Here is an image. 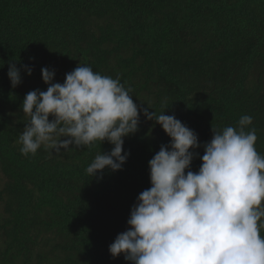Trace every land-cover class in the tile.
<instances>
[{
    "label": "trees",
    "instance_id": "1",
    "mask_svg": "<svg viewBox=\"0 0 264 264\" xmlns=\"http://www.w3.org/2000/svg\"><path fill=\"white\" fill-rule=\"evenodd\" d=\"M80 64L119 78L150 112L167 109L201 145L249 115L264 156V0H0V264H130L109 246L151 187L148 162L170 144L162 128L141 113L122 170L93 178L86 169L107 142L59 156H25L18 143L26 94L47 90L41 69L63 84Z\"/></svg>",
    "mask_w": 264,
    "mask_h": 264
},
{
    "label": "clouds",
    "instance_id": "2",
    "mask_svg": "<svg viewBox=\"0 0 264 264\" xmlns=\"http://www.w3.org/2000/svg\"><path fill=\"white\" fill-rule=\"evenodd\" d=\"M23 70L31 76V67ZM41 75L47 90L28 92L21 105L27 123L18 143L25 156L42 147L59 156L107 142L111 151H100L86 169L93 178L105 169L122 170L130 155L124 138L139 131L141 113L170 138L148 162L151 187L138 195L128 229L109 246L113 258L123 255L130 264H264V156L255 147V128L245 130L251 116H241L238 128H212V139L201 145L192 129L165 115L167 109L157 114L135 103L119 78L81 64L63 84L53 82L55 71L47 67ZM7 76L13 88L22 82L15 63ZM201 147V166L193 172Z\"/></svg>",
    "mask_w": 264,
    "mask_h": 264
}]
</instances>
